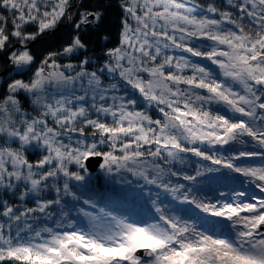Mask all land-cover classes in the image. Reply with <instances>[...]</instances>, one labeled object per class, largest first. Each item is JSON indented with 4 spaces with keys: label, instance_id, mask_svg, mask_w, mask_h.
Returning <instances> with one entry per match:
<instances>
[{
    "label": "snow or ice",
    "instance_id": "obj_1",
    "mask_svg": "<svg viewBox=\"0 0 264 264\" xmlns=\"http://www.w3.org/2000/svg\"><path fill=\"white\" fill-rule=\"evenodd\" d=\"M0 55V264H264V0H0Z\"/></svg>",
    "mask_w": 264,
    "mask_h": 264
},
{
    "label": "trees",
    "instance_id": "obj_2",
    "mask_svg": "<svg viewBox=\"0 0 264 264\" xmlns=\"http://www.w3.org/2000/svg\"><path fill=\"white\" fill-rule=\"evenodd\" d=\"M79 2V0H78ZM97 0H83V8H92L95 6ZM113 4L116 3V0H111ZM207 2V0H204ZM83 10V9H78ZM119 9L113 8L110 12V21L109 28L111 29V36L110 41H97L93 39L92 46L97 49L96 53H92L91 55H99L100 52L103 50V46L107 44V47L115 46V42L118 36V19H119ZM28 31H35L34 27H30ZM73 31L70 28L68 22L64 21L61 22L55 30L45 33L43 36L37 37L36 41H33L29 44V48L37 54V59H39V53H44L47 51H56L58 50L61 45H63L68 39L69 34ZM205 63H207L205 61ZM5 67H7L6 61L2 55H0V73H3ZM19 78V77H18ZM33 158V157H30ZM253 163L259 164L260 161H254Z\"/></svg>",
    "mask_w": 264,
    "mask_h": 264
},
{
    "label": "water",
    "instance_id": "obj_3",
    "mask_svg": "<svg viewBox=\"0 0 264 264\" xmlns=\"http://www.w3.org/2000/svg\"><path fill=\"white\" fill-rule=\"evenodd\" d=\"M89 163H90V165L92 166V167H94L95 169H96V171L98 170V163H99V158H95V159H92V160H90L89 161ZM95 171V172H96ZM94 172V173H95Z\"/></svg>",
    "mask_w": 264,
    "mask_h": 264
},
{
    "label": "rangeland",
    "instance_id": "obj_4",
    "mask_svg": "<svg viewBox=\"0 0 264 264\" xmlns=\"http://www.w3.org/2000/svg\"><path fill=\"white\" fill-rule=\"evenodd\" d=\"M93 175L94 176H99L100 175V169L98 168V170L95 173H93Z\"/></svg>",
    "mask_w": 264,
    "mask_h": 264
}]
</instances>
